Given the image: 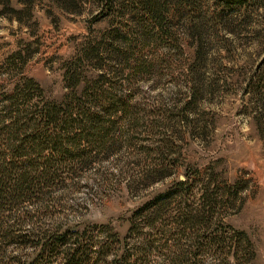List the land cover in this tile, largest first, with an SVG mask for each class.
I'll list each match as a JSON object with an SVG mask.
<instances>
[{"label": "rangeland", "instance_id": "1", "mask_svg": "<svg viewBox=\"0 0 264 264\" xmlns=\"http://www.w3.org/2000/svg\"><path fill=\"white\" fill-rule=\"evenodd\" d=\"M144 1L72 0L68 10L0 0V133L27 98L24 117L30 103L52 101L58 115L69 106L104 118L79 142L91 151L58 163L40 202L18 205L28 235L0 238V264H29L37 235L73 230L114 240L100 264L124 242L148 245L145 264H166L206 231L225 238L195 239L196 264H264V0H150L154 11ZM205 184L211 218L180 237V215L186 204L196 212ZM166 190L171 200L145 224L153 213L136 210Z\"/></svg>", "mask_w": 264, "mask_h": 264}, {"label": "trees", "instance_id": "2", "mask_svg": "<svg viewBox=\"0 0 264 264\" xmlns=\"http://www.w3.org/2000/svg\"><path fill=\"white\" fill-rule=\"evenodd\" d=\"M52 1L57 6L68 9L66 4L72 0ZM150 2V0L144 1L141 6L154 11L155 7H152ZM26 86L31 87L32 84L29 83ZM38 92H41L40 88ZM21 94H23L22 91ZM27 101H29L28 98L16 104L14 113H9V117L7 116L9 121L3 125V132L0 133V215L14 213L11 222L0 219V238L4 243L11 244L23 242L28 235L25 231H19L17 227L22 217V214L17 212L18 205L32 199H35L32 203L40 202L43 199L42 194H46L43 188L53 183L58 176V163L84 157L86 152L91 151L90 147L87 149L79 147V142L82 139H89L92 142L93 136L101 129L104 122V118L89 109L77 116L72 115L71 109L67 106L64 109L65 115H58L62 105L52 101L30 103V115L24 117L26 114L24 110L28 109L24 107ZM44 150L48 152L44 154ZM208 190L209 186L205 184L201 191L200 208H193L196 212L192 211L189 204L185 205L180 215V221L184 227L178 234L180 237L185 234L186 226L203 224L206 220H210L211 217L205 216L207 215L205 213L211 214L209 207L211 208L215 202L212 201V192L215 189L213 188L212 191L210 189L211 192ZM170 193V190H166L155 195L138 207L136 215L145 217L146 214L143 213L145 210H148L149 214L153 213L152 218L148 216L145 223L153 226L155 220L161 215L162 207L171 200ZM132 226L136 228L137 223H132ZM68 232L57 231L37 235L34 241L36 254L29 264H100L99 259L112 250V245L115 244L113 239L108 238L97 243L86 242L84 237L78 234V230H73L74 233L70 232L71 234L67 236ZM221 234L212 236L206 231L201 235L189 237L193 242L185 247H175L173 255L169 256L165 263L196 264L195 259L203 248L195 239L202 237L209 244L219 245L225 238ZM122 244L118 250L113 251L108 264H145L147 244L134 248L127 246V242ZM155 247L159 249L158 245H154ZM238 250V245L232 242L228 246V251L231 253L237 254ZM161 251L158 250L159 254ZM4 264H10V262L6 261Z\"/></svg>", "mask_w": 264, "mask_h": 264}]
</instances>
